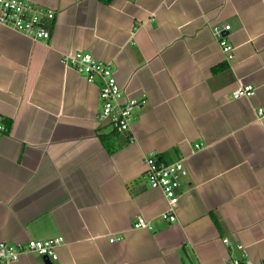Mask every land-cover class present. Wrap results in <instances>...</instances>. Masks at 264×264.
<instances>
[{
    "label": "crops",
    "instance_id": "crops-1",
    "mask_svg": "<svg viewBox=\"0 0 264 264\" xmlns=\"http://www.w3.org/2000/svg\"><path fill=\"white\" fill-rule=\"evenodd\" d=\"M23 1L55 17L45 42L0 26V242L62 237L50 264H228L239 247L264 264V0ZM224 26L232 60L212 34ZM75 52L144 102L130 133L60 64ZM240 85L254 95L233 100ZM150 153L188 172L173 223L144 178Z\"/></svg>",
    "mask_w": 264,
    "mask_h": 264
},
{
    "label": "built area",
    "instance_id": "built-area-1",
    "mask_svg": "<svg viewBox=\"0 0 264 264\" xmlns=\"http://www.w3.org/2000/svg\"><path fill=\"white\" fill-rule=\"evenodd\" d=\"M54 17L53 11L34 6L23 0H0V26L33 41L45 42L50 38V24ZM228 31L229 26L212 28V34L218 47L227 60H232L234 49L227 41L225 33ZM59 61L65 68H70L82 76L88 84H98L101 101L99 120L107 123L114 131L130 133L132 114L144 102L136 99L122 100V94L116 84L110 64L95 60L91 55L82 52L62 54ZM253 95L254 89L249 85H240L231 93L233 100L250 98ZM261 115L262 111L259 110L258 116ZM0 131H3L2 126H0ZM199 147L195 146V149ZM144 165V178L148 187L160 191L166 200L167 210L161 215V218L169 223L175 222V212L181 196L179 190L183 180L188 176L183 160L164 165L159 163L156 154L150 153L145 156ZM132 228L134 230L152 229L149 223L140 217L133 223ZM113 241L110 240V243ZM223 243L228 245V240L224 239ZM63 245L62 237L44 241L33 240L15 245L0 242V264L15 263L21 256L28 254H35L48 259L49 262H55L57 261L56 250ZM238 251L240 257L229 260L228 264H251L246 261L247 256L243 248L239 247Z\"/></svg>",
    "mask_w": 264,
    "mask_h": 264
},
{
    "label": "water",
    "instance_id": "water-1",
    "mask_svg": "<svg viewBox=\"0 0 264 264\" xmlns=\"http://www.w3.org/2000/svg\"><path fill=\"white\" fill-rule=\"evenodd\" d=\"M43 259L45 260L46 264H50L48 259H46V258H43Z\"/></svg>",
    "mask_w": 264,
    "mask_h": 264
},
{
    "label": "trees",
    "instance_id": "trees-1",
    "mask_svg": "<svg viewBox=\"0 0 264 264\" xmlns=\"http://www.w3.org/2000/svg\"><path fill=\"white\" fill-rule=\"evenodd\" d=\"M104 2H108L109 0H103Z\"/></svg>",
    "mask_w": 264,
    "mask_h": 264
}]
</instances>
